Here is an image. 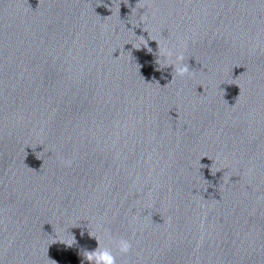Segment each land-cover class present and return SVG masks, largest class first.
I'll return each mask as SVG.
<instances>
[{
	"label": "water",
	"instance_id": "obj_1",
	"mask_svg": "<svg viewBox=\"0 0 264 264\" xmlns=\"http://www.w3.org/2000/svg\"><path fill=\"white\" fill-rule=\"evenodd\" d=\"M97 240L264 264V0H0V264Z\"/></svg>",
	"mask_w": 264,
	"mask_h": 264
},
{
	"label": "clouds",
	"instance_id": "obj_2",
	"mask_svg": "<svg viewBox=\"0 0 264 264\" xmlns=\"http://www.w3.org/2000/svg\"><path fill=\"white\" fill-rule=\"evenodd\" d=\"M138 39L145 41L143 36H139ZM157 44L159 48V43L157 42ZM163 55H164V59H165V63L167 67H171L175 75L184 77V76H189L194 73L190 71L189 65L187 63H184V57L182 54L175 55L174 62L171 60V58L174 55L171 49H166ZM66 164L67 166L70 167L72 164V161H67ZM72 237H73V240L75 241V237L74 236ZM97 244H98V247L95 250H91V251L85 250V254L82 256V264H83V261H87L88 264H116V256L113 254V250L111 248H104L103 250H100L99 240H97ZM114 245H115L116 250H118L119 253L121 254L129 253L132 248L130 241L124 238L116 239L114 242ZM68 247H72V246L68 245ZM49 261H50V264H56L55 260H52L49 258Z\"/></svg>",
	"mask_w": 264,
	"mask_h": 264
}]
</instances>
